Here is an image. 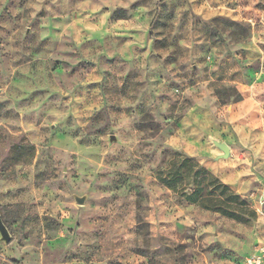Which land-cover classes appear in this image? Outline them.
<instances>
[{
  "label": "clouds",
  "instance_id": "clouds-1",
  "mask_svg": "<svg viewBox=\"0 0 264 264\" xmlns=\"http://www.w3.org/2000/svg\"><path fill=\"white\" fill-rule=\"evenodd\" d=\"M0 264H264V0H0Z\"/></svg>",
  "mask_w": 264,
  "mask_h": 264
},
{
  "label": "rangeland",
  "instance_id": "rangeland-1",
  "mask_svg": "<svg viewBox=\"0 0 264 264\" xmlns=\"http://www.w3.org/2000/svg\"><path fill=\"white\" fill-rule=\"evenodd\" d=\"M214 19H217V18H214ZM219 19H223V18L221 17V18H219Z\"/></svg>",
  "mask_w": 264,
  "mask_h": 264
}]
</instances>
